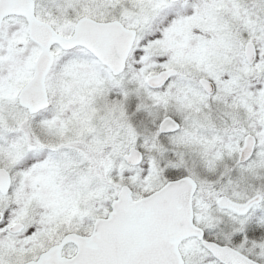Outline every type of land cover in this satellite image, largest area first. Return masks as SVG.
<instances>
[{"label":"snow or ice","instance_id":"6c2138e0","mask_svg":"<svg viewBox=\"0 0 264 264\" xmlns=\"http://www.w3.org/2000/svg\"><path fill=\"white\" fill-rule=\"evenodd\" d=\"M0 264H264V0H0Z\"/></svg>","mask_w":264,"mask_h":264}]
</instances>
